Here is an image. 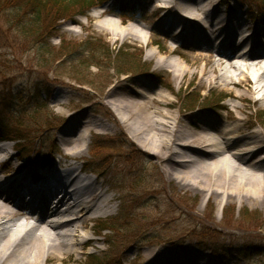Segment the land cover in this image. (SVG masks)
I'll return each mask as SVG.
<instances>
[{
  "label": "rangeland",
  "instance_id": "1",
  "mask_svg": "<svg viewBox=\"0 0 264 264\" xmlns=\"http://www.w3.org/2000/svg\"><path fill=\"white\" fill-rule=\"evenodd\" d=\"M159 1L172 0H109L84 15L60 21L56 30L44 34L37 43L34 37L18 30L22 28L20 24L7 19L12 11L0 14V95L22 99L0 107V132L9 139L22 138L19 143H2L13 147L12 157L34 162L38 168L57 166L63 158L60 133L69 126L72 130L70 124L78 128L72 120L81 114L99 118L104 108L102 98L114 88L122 95L131 90L147 95L163 93L174 103L164 111L184 120L207 114L223 122L228 115L225 106L229 105L236 111L244 109L243 114H237L248 120L254 130L264 128V69L260 74L262 84L252 83L249 93L233 84L224 86L219 80L204 87L199 86L198 77L175 80L169 70L156 66L158 57L188 65L195 56L209 63L208 70L216 72L213 78L245 81L247 72L229 68L230 56H237L245 46L258 48L259 40H263L264 28L256 30L253 21L264 9L262 2L196 0L206 2L207 7L201 26L182 25L177 10L168 14L151 10ZM21 14L23 22L29 19ZM112 16L120 19L121 28L143 21L144 35L151 36L152 43L146 45L141 39L124 40L121 36L115 39L112 32L100 27L110 24ZM132 16L136 20H131ZM248 35L251 39L246 42ZM40 48L54 51L55 62L51 58L42 66ZM107 49L114 54L110 61L104 57ZM170 49L178 51L173 55ZM120 50L132 55L134 61L130 63L136 65L125 75L116 72L115 55ZM152 50L159 52L155 59L148 58ZM248 61L243 62L249 64ZM240 93L247 98L244 102L233 98ZM188 97L195 105L191 110L187 109ZM65 98L72 100L69 108L58 104ZM117 137L93 134L84 145L81 164H87L93 179L106 181L105 186L119 200L115 217L90 221L88 228L80 229L82 236L97 242L78 246L79 253L70 264H139L138 254L147 249L185 248L188 243L184 236L193 237L189 243L195 253L212 261L206 264H264V212L260 208L220 206L213 200L204 201L199 194L182 192L169 182L160 165L130 151L124 145L126 140ZM0 177L7 178L1 172ZM178 190L182 197L176 194ZM216 217L221 223L215 222ZM103 223L114 230L104 231ZM81 224L80 220L76 223Z\"/></svg>",
  "mask_w": 264,
  "mask_h": 264
},
{
  "label": "bare ground",
  "instance_id": "2",
  "mask_svg": "<svg viewBox=\"0 0 264 264\" xmlns=\"http://www.w3.org/2000/svg\"><path fill=\"white\" fill-rule=\"evenodd\" d=\"M167 2H155L151 10L167 14L177 10L183 19L182 25H203L201 16L207 11L206 2ZM98 15L95 14L96 17ZM109 19L110 24L104 23L100 27L112 32L115 39L121 36L124 40L141 39L146 45L152 43L151 36L144 35L143 21L136 20L121 28L123 25L119 18L112 16ZM250 39L248 35L244 41ZM258 44L264 47V38ZM254 50L255 46L253 49L245 46L237 56H230L229 68L249 75L239 83L226 81L222 76L213 78L211 75L216 72L208 70L209 63L204 64L195 56L190 58L188 65L158 57L156 66L169 70L175 80L186 76L198 77L200 87L219 80L224 86L233 84L251 93L252 83L262 84L260 74L264 69V57L257 56ZM177 51L170 49V54ZM158 53L152 50L148 58L155 59ZM246 60L249 64L243 62ZM250 64L257 67L254 69ZM233 98L241 102L247 99L244 93ZM63 100H58V104L69 108L68 102L72 100ZM102 101L104 108L99 118L81 114L72 120L78 128H72L70 124L72 130L69 126L60 133L63 158L55 167L38 168L34 162H22L17 156H11L12 146L0 145V172L7 177H0V264H70L79 253L78 246L95 245L97 242L82 236L80 229L88 228L90 221L117 215L118 196L111 194L113 190L105 186L106 181L102 183L93 179L87 164H81L85 158L84 145L88 136L93 134L121 136L130 151L160 165L169 182H174L182 192L199 194L204 201L213 200L220 206L249 205L264 212V128L254 130L248 120L237 114H243L244 109L236 111L226 105L228 115L219 122L207 114H196L184 120L170 111L165 112L164 109H171L174 103L163 93L147 95L131 90L122 95L114 88L104 95ZM121 154L126 153L123 151ZM178 191L176 194L182 197ZM30 197L33 199L26 202ZM58 199L57 205L50 209L49 205ZM62 204H67L71 211L77 213L74 216L59 215ZM47 211L57 218L47 221ZM78 220L81 226L74 224ZM220 221V218H215L216 223ZM72 222L71 228L69 223ZM182 238L188 243L185 248L147 249L138 254L137 257L141 258L139 264L212 263L206 256L192 250L189 242L193 237Z\"/></svg>",
  "mask_w": 264,
  "mask_h": 264
},
{
  "label": "trees",
  "instance_id": "3",
  "mask_svg": "<svg viewBox=\"0 0 264 264\" xmlns=\"http://www.w3.org/2000/svg\"><path fill=\"white\" fill-rule=\"evenodd\" d=\"M109 0H0V14L5 12H10L7 16V19L14 21L16 24H20L18 30L26 36L34 37L36 43L44 37V34L51 33L56 30L57 25L60 21L65 19L74 18L76 16L84 15L86 11L95 7L96 5H103L105 2ZM262 2L264 7V0H259ZM21 13H25L29 19L23 22V15ZM22 19V23L20 20ZM253 21L258 28L264 27V9L262 12L255 17H253ZM42 66L44 63L48 64L49 59L55 60L57 59L54 51L45 50L40 48ZM107 53V54H106ZM105 56L109 61L114 56L113 53L107 49ZM132 55L123 54L121 50L117 52L115 55V59H117L116 64V72L118 75H125L126 73H130L135 70V66L130 63L133 62L134 59L131 58ZM91 66H88V68ZM128 67V68H127ZM127 68V69H126ZM2 74V70L0 69V75ZM187 109H193L194 106L192 104L194 101L188 100ZM202 97L199 99V101ZM22 99L12 100L9 95H0V107H8L9 103L20 102ZM222 102V101H221ZM186 103V104H187ZM2 133V132H1ZM1 137H4L2 134ZM18 139H22L16 136ZM226 215V214H225ZM224 215V216H225ZM114 230V228L110 229ZM94 263L91 261L90 264Z\"/></svg>",
  "mask_w": 264,
  "mask_h": 264
}]
</instances>
